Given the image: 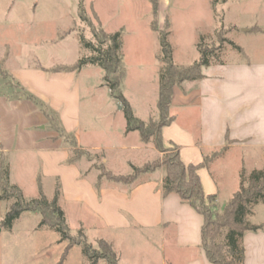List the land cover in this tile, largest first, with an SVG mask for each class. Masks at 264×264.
Returning <instances> with one entry per match:
<instances>
[{"label":"crops","instance_id":"0c3cea01","mask_svg":"<svg viewBox=\"0 0 264 264\" xmlns=\"http://www.w3.org/2000/svg\"><path fill=\"white\" fill-rule=\"evenodd\" d=\"M163 1L159 0V24L163 25L167 17L171 24V18L163 10ZM94 3V13L103 25L108 18L103 16L96 0ZM36 6L34 2L24 4L19 0H0V65L4 63L14 82L55 116L65 136L52 127L33 100L16 96L8 99L5 81L0 76V153L8 157L11 182L28 199L37 198L39 188L45 194L46 186L52 188L53 198L59 187V205L66 220L73 211L77 213V228L90 226L108 233L140 230L159 234L163 264H211L202 247L203 216L178 194L163 195L161 186L166 167L141 174L125 184L101 177L88 159L89 154L101 153L107 171L115 176H129L116 175L107 169L108 152L148 149L159 153L153 147L145 146L137 133L125 135L124 126L118 132L119 137L112 140L109 130L98 123L96 116L84 121L80 71L74 68L54 70L56 67H72L77 62H67L59 55V48L64 47L67 36H60V29L55 33V27L49 34L46 23L36 21L35 25L42 26L33 41L39 48L38 54L46 51L48 62H41L34 54L14 52L8 40L11 26L14 22L29 30L39 28L33 20L23 16V12H32ZM135 8L140 12L137 18L143 19L152 30L151 5L143 14L136 6L131 7ZM114 18L112 16L111 20ZM124 27V23L119 24V29ZM261 29L264 27L252 33L263 38ZM202 75L200 80L183 82L174 88L170 108L174 121L163 127L162 138L165 146L179 148L180 158L187 166L202 165L207 156L228 146L222 157L198 172L205 194L216 195L218 200L221 188L215 172L226 182L225 169L219 164L235 163L237 175L241 167L249 173L264 168V61L206 66L202 68ZM100 87L104 88L103 78ZM154 88L157 92L159 84ZM157 97L154 101L158 100ZM107 106L110 118L116 114L113 109L120 104L110 99ZM109 127L112 128L111 124ZM66 136H73L78 148L86 153L74 162L71 161L74 147ZM101 136L108 137L107 146L100 143ZM236 155L240 159L235 158ZM29 190L33 193L27 194ZM3 213L4 206L0 204V223ZM255 219L256 215L252 224L263 226V229L245 234L244 264H264V219Z\"/></svg>","mask_w":264,"mask_h":264},{"label":"rangeland","instance_id":"374dc122","mask_svg":"<svg viewBox=\"0 0 264 264\" xmlns=\"http://www.w3.org/2000/svg\"><path fill=\"white\" fill-rule=\"evenodd\" d=\"M94 1L84 0V16L87 17L91 26L81 19L80 0H19V3L34 2L37 4L34 11L23 12V16L33 20L34 25L36 21L46 23L45 26H48L46 28L48 32L50 31L49 34L55 27V33L60 29V36H67L66 44L63 48H59L61 59L67 60V62L71 60L73 62L90 55V51L80 45V35H84L89 41H94L93 30L98 31L99 28H102L106 33L122 31V67L125 75L121 83V92L138 121L158 122L160 120L158 100L154 101V98L158 96V91H154V85L159 84L157 82L161 69L160 42L158 34L152 32L143 19L137 18L140 12H137L136 8L131 9L136 6L143 14L150 8L149 0H96V4L103 10V16L108 18V21L103 25L94 13ZM163 10L171 18L169 42L176 65L188 66L200 60L197 44L201 36L210 40L208 42L214 47L220 45L218 37L221 36L242 49L243 53L241 54L233 46L224 44L220 60L225 63L264 61V29L260 30L263 38L256 37L252 33L256 32L257 28L264 27V0H168V3L164 0ZM112 16L115 17L114 20H111ZM14 20L11 19L12 22ZM155 21L157 29L163 30L165 24L160 25L158 18ZM167 21L169 22L168 17ZM121 23L125 24L123 30L119 29ZM35 26L39 28L34 27V30L33 28L29 30L27 27H20L19 24L13 22L11 32L8 33L11 40H8L15 53H28L31 56L34 54L40 57L41 62L47 63L46 51H40L39 55V48L33 41L42 24ZM69 27L70 31H68ZM55 49L58 50V48ZM79 71L84 121L87 119L89 121L90 116L93 119L96 116L98 123L109 130L112 140L119 137L118 132L121 131L122 126L125 127L124 134H130L127 133V124L121 105L113 109L116 112L114 116L108 117L110 109L107 105L110 99L114 102L118 101L110 96L111 92L108 88L100 87L105 75L104 71L90 65L82 67ZM4 89L7 94H20L13 88L5 87ZM103 110L106 113H102ZM133 133L131 132V134ZM135 133L139 135L138 132ZM100 139L102 145L109 144L107 136H101ZM164 147L168 150L172 149V146L164 145ZM226 149L228 146L207 157L212 158V161L217 160L223 156ZM158 153L157 155L154 150L148 149L114 150L106 154L108 161L106 167L116 175H133L130 163L138 168H142L145 163H151L154 160L157 163H162L164 154ZM103 158L101 153L88 155V159L99 173H101L100 169L104 167ZM235 158L240 159L237 155ZM218 166L225 169L226 174L225 182L215 172L216 181L221 188L217 200V211L222 214L228 201L239 190L240 174L244 168L241 167L239 175H237L233 162H229L228 165L224 162ZM217 169L214 170L217 171ZM246 172L249 174L248 171ZM51 192L52 188L46 186L45 194L49 200H52ZM31 193L33 190H29L27 194ZM255 215L257 219L254 221L264 219L263 204L256 206L254 215L250 218L251 223ZM76 216L77 213L73 211L67 220L73 238L81 240L79 230L82 229L87 242L95 250H100L98 242L105 240L117 254V264H163L159 234L140 230L108 233L90 226L86 229L77 228L79 221ZM40 222L41 215L38 212H26L15 222L12 230H2L0 264H90V259L83 253L82 246H74L66 253L68 242H62L60 235L55 230L47 227L40 228ZM97 264H108V262L100 259Z\"/></svg>","mask_w":264,"mask_h":264},{"label":"trees","instance_id":"16d2710c","mask_svg":"<svg viewBox=\"0 0 264 264\" xmlns=\"http://www.w3.org/2000/svg\"><path fill=\"white\" fill-rule=\"evenodd\" d=\"M153 11V21L151 28L158 34L161 55V69L159 73L158 89V109L160 120L158 122L144 123L138 121L133 110L121 92V83L124 79L123 71V32L106 33L102 28L93 30L94 41L87 40L84 35L79 36V43L82 47L90 51L89 56L77 60L72 67H56V71H69L71 69L80 70L85 66H95L101 68L105 75L103 86L108 88L111 95L120 103L124 114L127 133L138 132L141 141L145 145H151L155 150L164 154L162 163L157 161L147 163L142 168L132 165L133 175L115 176L104 167L100 169L101 177H105L113 182L131 183L139 175L153 172L161 167H166V176L162 181L163 195L171 193L178 194L185 202L191 205L204 218L202 227V247L206 257L211 264H244L245 249L243 238L248 232H258L263 226L251 223L250 218L254 215V210L259 204L264 205V168L254 170L249 174L242 170L240 174V185L238 192L228 201L222 214L217 211V196L206 195L199 170L208 166L212 158L206 157L202 165H185L180 158L179 148L171 145L172 149H165L162 129L174 121L170 115V108L173 90L176 86L187 81H197L202 79V68L211 65L224 64L221 61V53L224 44L233 46L234 49L243 53L242 49L230 40L219 36V46H211L206 37L201 36L197 49L200 53V60L192 65L178 66L173 61V50L169 42L171 34V24L167 19L164 22V29L159 31L156 26V19L159 14V0H149ZM81 19L88 21L84 16V0H80ZM91 26V24H90ZM0 76L5 81V87L13 88L20 94H7L8 99L24 98L33 100L37 106L46 114L52 127L61 135L64 132L59 127L55 116L38 100L28 94L8 75L4 63L0 65ZM4 92V89H3ZM66 140L74 147L72 162L78 160L86 153L78 148L73 136H66ZM60 188L56 189L52 200L39 188L37 198L28 199L22 190L14 185L10 179V166L5 153H0V204L4 206V213L0 223V228L12 230L15 222L26 212H38L41 215L39 227H47L55 230L61 237L62 242H68L66 253L74 246H82L83 253L90 259V264H97L100 259L106 260L108 264H117L118 256L112 246L105 240H100V250H95L87 242L82 229L79 230L81 240L73 238L67 224L65 213L59 205Z\"/></svg>","mask_w":264,"mask_h":264},{"label":"water","instance_id":"95a60500","mask_svg":"<svg viewBox=\"0 0 264 264\" xmlns=\"http://www.w3.org/2000/svg\"><path fill=\"white\" fill-rule=\"evenodd\" d=\"M121 109V108H120ZM0 233H1V228H0Z\"/></svg>","mask_w":264,"mask_h":264}]
</instances>
